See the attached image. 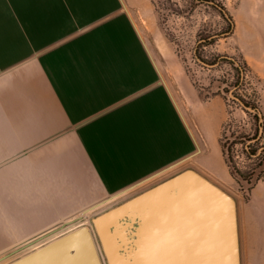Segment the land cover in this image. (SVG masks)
Listing matches in <instances>:
<instances>
[{
    "label": "crops",
    "instance_id": "crops-1",
    "mask_svg": "<svg viewBox=\"0 0 264 264\" xmlns=\"http://www.w3.org/2000/svg\"><path fill=\"white\" fill-rule=\"evenodd\" d=\"M144 3L0 0V251L193 150L133 21ZM242 20L237 36L255 47L262 24L256 32ZM149 97L164 108H148ZM223 120L222 110L204 107L192 123L218 145ZM260 232L264 185L242 206L247 256ZM247 256L263 264L264 248L257 260Z\"/></svg>",
    "mask_w": 264,
    "mask_h": 264
},
{
    "label": "rangeland",
    "instance_id": "rangeland-1",
    "mask_svg": "<svg viewBox=\"0 0 264 264\" xmlns=\"http://www.w3.org/2000/svg\"><path fill=\"white\" fill-rule=\"evenodd\" d=\"M145 1L141 10L134 11L133 21L148 47L151 59L156 63L170 104L189 124L195 144L193 150L180 160L167 164L165 168L151 173L146 178L125 184L122 189L118 188L120 191L131 187L177 164L175 168L151 179L149 183L139 186L111 204L180 169L198 167L235 195L238 200L240 222L244 202L251 199L252 190L264 185V20H261V31L255 47L248 38L237 36L236 28L238 20L243 18L250 17V22L258 23L255 16L260 12L261 15L264 14V0H214L223 4L234 20V32L227 36H224L223 32L229 26L228 19L217 6L208 2ZM156 99L157 102L153 97H149L144 104L148 108H164L160 98ZM253 106H256L254 107L256 110L248 108ZM204 107L217 108L224 114L219 136L220 141L222 139L225 144V153L221 142L213 145L205 137L204 130L192 123L195 108ZM229 155L239 171L232 172L234 168L228 160ZM216 159L220 161L219 164L216 163ZM240 172L245 175V179L239 175ZM261 172V177L257 180ZM250 177L254 180L253 187L252 183L248 182ZM118 190L116 191L119 192ZM116 191L99 193L93 200L86 202L84 207L70 210L65 217L36 235L66 223L68 219L77 215L80 217H76L79 221H91V218L105 206L94 211L95 213L92 212L89 218L85 215L80 216L81 211ZM257 211L259 223L261 217L258 209ZM22 242L1 250L0 255L12 252ZM255 242L264 244V235L261 232ZM241 243L242 262L246 264L244 240ZM15 255L17 254L13 253L9 257Z\"/></svg>",
    "mask_w": 264,
    "mask_h": 264
},
{
    "label": "water",
    "instance_id": "water-1",
    "mask_svg": "<svg viewBox=\"0 0 264 264\" xmlns=\"http://www.w3.org/2000/svg\"><path fill=\"white\" fill-rule=\"evenodd\" d=\"M150 229L155 230L151 237ZM177 234L187 237L195 251L170 256L169 264H243L238 200L196 167L145 186L91 221L5 264H142L135 248L151 247Z\"/></svg>",
    "mask_w": 264,
    "mask_h": 264
},
{
    "label": "bare ground",
    "instance_id": "bare-ground-1",
    "mask_svg": "<svg viewBox=\"0 0 264 264\" xmlns=\"http://www.w3.org/2000/svg\"><path fill=\"white\" fill-rule=\"evenodd\" d=\"M258 12H259V11H258ZM262 12H263V11H262ZM256 13H257V12H256ZM260 13H261V12H260ZM260 13L256 16V18H258V25H257V21L254 22V24L252 25V27L254 28V30H255L256 32H257V29L260 27V24L262 23L261 20H262V19L264 20V18H262V16H263L264 14L261 15ZM239 18H240V17H239ZM241 18H242V17H241ZM244 19H245V18H244ZM238 21H239L238 28L241 29V28H242V25H243V23H244V21H243L242 19H239ZM192 158H193V157H192ZM186 161H187V160H186ZM176 165H177V164L172 165V166H170L169 168H166L165 170H162V171H160L159 173L153 175L152 177H149V178H147V179H144V180H142L141 182H139V183H137V184H135V185H133V186H131V187H128V188L123 189V190H120V191L118 190L119 192L116 191V193H113V194H111V195H109V196H107V197H105V198H103V199H101V200H99V201H97V202H95V203H93V204H91V205L85 207V208L81 211V212H82L81 215H80V214H79V215H80V216L85 215V216L88 217L92 212L96 211V210L99 209V208H102V207L105 206V208H103V209H106V208L112 206L113 204H111V203H113V201H116V200L118 201V199H119L120 197H124L125 195H127V194L130 193V192H132V190L138 188L139 186L149 183V181H150L151 179H153V178H155V177L161 175L162 173H165V172L171 170L172 168H175ZM208 172H209V171H208ZM167 174H168V173H167ZM209 174H210V173H209ZM214 176H215V175H214ZM217 179H218V177H217ZM219 180H220V179H219ZM223 181H224V180H223ZM224 183H227V182L224 181ZM124 188H125V187H124ZM121 189H122V188H121ZM115 203H116V202H115ZM110 204H111V205H110ZM107 205H108V206H107ZM94 213H95V212H94ZM76 217H77V218H80L78 215H77ZM76 217H73V218H71V219H68L66 223H63V224H61V225L59 224V225L56 226V227H51V228H49L48 230L44 231L42 234H40V235H36L35 237H32V238H30L29 240L22 242V244H21L20 246L16 247L15 249H13L12 252H10V253H5V254L0 255V264H5L6 262L12 260L13 258H15V257H17V256H19V255H21V254H23V253H25V252H28V251H30V250H32V249H34V248H37V247L41 246L42 244H44V243H46V242H48V241H50V240L56 238L57 236L63 234L64 232H66V231L72 229L73 227L77 226L78 224L84 222V221H79V219H76ZM90 217H91V216H90ZM88 218H89V217H88ZM88 218H87V219H88ZM64 221H65V220H64ZM87 221H88V220H87ZM85 222H86V220H85ZM66 224H67V225H66ZM257 234H259V233H257ZM261 246H262V248H264V244H262V245H259V244H257V243L255 244L254 251H255L256 253H253V252H254V251H253L252 254H251V253L249 254V256H250L252 259H254V260H255V259H256V260L258 259V256H257V257H255V256H256V254L258 253V249H259V247H261ZM20 250H22V251H20ZM18 251H19V252H18ZM13 253H16L17 255L9 257L10 254H13ZM251 255H253V256H251ZM246 256H247V255H246ZM249 256H247V258H248ZM248 260H249V259H248ZM263 264H264V258H263Z\"/></svg>",
    "mask_w": 264,
    "mask_h": 264
},
{
    "label": "snow or ice",
    "instance_id": "snow-or-ice-1",
    "mask_svg": "<svg viewBox=\"0 0 264 264\" xmlns=\"http://www.w3.org/2000/svg\"><path fill=\"white\" fill-rule=\"evenodd\" d=\"M140 219V217H137ZM155 235V230L150 229L148 236ZM135 239V236L132 237ZM141 253L142 264H169L168 257L174 255H188L195 251L191 241L184 236L173 235L158 244L143 249L137 247L134 249Z\"/></svg>",
    "mask_w": 264,
    "mask_h": 264
},
{
    "label": "trees",
    "instance_id": "trees-1",
    "mask_svg": "<svg viewBox=\"0 0 264 264\" xmlns=\"http://www.w3.org/2000/svg\"><path fill=\"white\" fill-rule=\"evenodd\" d=\"M199 1L200 2H208V4H212L214 6H217L219 8V10L221 11V13L228 19L229 26H228L227 30L225 32H223L224 33V36L230 35V34H232L234 32V28H235L234 20L232 18V15L229 13V11L226 9V7L223 4H219L218 2H215L214 0H199ZM230 60L232 62H234L232 59H230ZM253 107H256V106H253ZM220 142H221L223 151L225 153V144L223 143L222 139H221ZM228 160H229L230 163L233 162V158L231 157V155L228 156ZM263 160H264V157H263ZM231 167L234 168L232 172H234V170L235 171H239V170H237L235 168V166H234L233 163H232ZM261 171H263V169H261ZM261 174H262V172L260 174H258L257 180L261 177ZM239 175L242 176L245 179V175L243 173L240 172ZM248 182L249 183H252L251 187H253V185H254L253 177H250L248 179Z\"/></svg>",
    "mask_w": 264,
    "mask_h": 264
}]
</instances>
